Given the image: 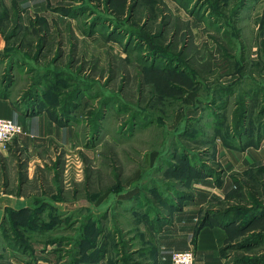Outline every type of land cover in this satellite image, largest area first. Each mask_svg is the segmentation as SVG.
Masks as SVG:
<instances>
[{"label": "rangeland", "instance_id": "rangeland-1", "mask_svg": "<svg viewBox=\"0 0 264 264\" xmlns=\"http://www.w3.org/2000/svg\"><path fill=\"white\" fill-rule=\"evenodd\" d=\"M8 4L0 0V96L38 104L75 134L27 187L31 212L5 208L0 264H88L102 241L128 264L125 243L155 245L162 220L174 224L200 190L193 238L220 227L225 264H264V0L50 4L83 15L77 26ZM243 96L247 127L236 113Z\"/></svg>", "mask_w": 264, "mask_h": 264}, {"label": "crops", "instance_id": "crops-1", "mask_svg": "<svg viewBox=\"0 0 264 264\" xmlns=\"http://www.w3.org/2000/svg\"><path fill=\"white\" fill-rule=\"evenodd\" d=\"M2 2L9 3V6L17 5L16 10H18L19 16L20 14L26 15L28 10L31 15L35 13L39 17H44L48 12H54L59 14L55 15L54 18L60 25L66 24L70 20V23L73 22L77 26L83 16L81 14L82 16L79 15V17L73 15L69 17L62 15L58 10H49L50 4L56 5L57 3L58 6L62 0H2ZM33 15L32 17H35ZM47 20L49 25V17H47ZM28 104L23 103L21 105L15 103L11 95L0 96V117L13 119L22 125L26 131L25 135L14 138L7 146L0 145V221L4 217L7 206L17 209L24 208V210H28V206L34 207L30 202L34 201L36 195L29 194L27 187L40 177L38 168L44 166V157L48 153L54 152L55 147L69 151L75 134L72 123H61L45 109L40 108L38 104ZM228 152L227 155L225 150H223L222 156L225 155V157L222 158L225 161L233 156L231 151L228 150ZM20 153H24L27 156L25 158L26 164L22 165L20 163L22 162L18 156ZM18 164L21 165V168ZM200 192L202 193L201 196H195L191 200V203L184 205L181 212L174 214V224H168L166 219L162 220L163 227L155 234V245H151L148 249L143 248L142 250V248L135 244L132 247L134 242L130 241L129 250L134 252V255L128 259V264H151V260L145 258L148 254L154 256L156 264H172V252L187 249L194 250L196 264H225L224 258L221 255V247L225 240L224 229L204 226L197 233V237L193 238L191 228H193L194 221L191 219H194L206 195L205 191L200 190ZM179 202L177 201V203ZM68 211H71V209L67 210L66 215L69 214ZM164 217L167 218L168 216L164 215ZM180 219L187 224L185 232L180 231L178 228L177 224ZM114 243H116L117 247V242L115 241ZM102 244V251L98 247L97 256L91 262L88 261V264H110V261L113 262L112 264H123V259L117 257L110 259L107 252H105L106 243L102 241ZM117 252L119 253V250ZM118 256L120 257V255ZM140 256L142 257L139 258ZM38 263H43V261L39 260ZM45 264H47V261H45Z\"/></svg>", "mask_w": 264, "mask_h": 264}, {"label": "built area", "instance_id": "built-area-1", "mask_svg": "<svg viewBox=\"0 0 264 264\" xmlns=\"http://www.w3.org/2000/svg\"><path fill=\"white\" fill-rule=\"evenodd\" d=\"M24 127L11 118L0 117V145L7 146L15 137L25 135ZM172 264H196L193 249L175 250L171 254Z\"/></svg>", "mask_w": 264, "mask_h": 264}, {"label": "trees", "instance_id": "trees-1", "mask_svg": "<svg viewBox=\"0 0 264 264\" xmlns=\"http://www.w3.org/2000/svg\"><path fill=\"white\" fill-rule=\"evenodd\" d=\"M70 15H72V14H70ZM79 15V14H78ZM173 62H174V60H172ZM171 61V62H172ZM181 68H183V67H181ZM173 70H175L174 72H176V73H181V70L179 71V69L177 70V67L176 68H174ZM182 74V73H181ZM193 79V82H196L195 81V79L194 78H192ZM173 85V84H172ZM180 89L181 90H183L184 91V89H183V87H181L180 86ZM226 90H228V91H231L232 89H227V88H223V87H221L220 89H216L215 90V92L216 93H219V92H223V94H226L228 91H226ZM187 91H194V89H189V88H187ZM225 92V93H224ZM212 100V99H211ZM210 100V103H213L212 101ZM229 97H225V96H223V103L226 105L229 101ZM41 102V101H40ZM214 102H216V101H214ZM215 104H217V103H215ZM70 110V108L68 109V111ZM67 111V112H68ZM66 112V113H67ZM236 113H239V116H238V118H239V122H243L242 124L244 125L243 127H247V124H248V121L249 120H252V117L251 118H249L248 117V115H249V109H248V107H247V105H246V101H245V97L243 96V98L241 97V98H238L237 99V102H236ZM59 120V119H58ZM61 123H63V121L61 120ZM194 171H195V169H193ZM25 212H31V210H21V211H18V213L17 214H21V216H23L22 214H24ZM7 215H8V213H7V211H6V215H5V222H7ZM102 217H105V214L102 216ZM116 234L118 233V232H115ZM84 237V236H83ZM112 242H115L114 241V239H113V241ZM117 242V241H116ZM108 243V242H107ZM119 245H121V243H119V244H117V247L119 246ZM124 247L128 250V255L126 256V259L128 260L130 257L132 258L133 257V255H134V252H132V251H130L129 250V248H130V246L128 245V243H125V245H124ZM97 252V251H96ZM96 252H95V257L97 256V254H96Z\"/></svg>", "mask_w": 264, "mask_h": 264}]
</instances>
